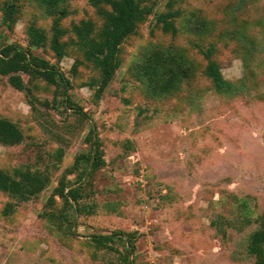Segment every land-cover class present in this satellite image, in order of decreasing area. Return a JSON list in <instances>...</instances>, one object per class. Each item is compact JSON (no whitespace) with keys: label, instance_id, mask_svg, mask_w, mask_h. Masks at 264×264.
<instances>
[{"label":"rangeland","instance_id":"374dc122","mask_svg":"<svg viewBox=\"0 0 264 264\" xmlns=\"http://www.w3.org/2000/svg\"><path fill=\"white\" fill-rule=\"evenodd\" d=\"M143 1L156 13L169 3L182 9L178 33H165L149 16L123 42L122 65L101 99L92 65L78 64L73 73L84 60L73 44L62 60L49 48L34 50L70 79L67 90L27 75V89L18 90L0 75V116L25 134L18 145L0 143V168L51 174L50 185L10 215L3 210L12 198L0 191V264H122L93 241L119 231L135 234L133 264H255L246 244L264 214V0ZM9 4L18 8L12 26L4 21ZM63 6L66 28L82 19L102 24L91 0ZM53 17L37 0H0V41L27 47L28 25L50 31ZM210 46L225 78L245 79L242 94L218 92L205 75L199 50ZM166 47L184 53L192 77L156 96L137 67L146 53ZM92 129L105 165L82 185L83 209L76 211L53 193L62 178L77 177L71 168L89 151Z\"/></svg>","mask_w":264,"mask_h":264},{"label":"trees","instance_id":"16d2710c","mask_svg":"<svg viewBox=\"0 0 264 264\" xmlns=\"http://www.w3.org/2000/svg\"><path fill=\"white\" fill-rule=\"evenodd\" d=\"M66 0H37V2L50 10L54 15L50 31L31 23L27 27L28 46L18 43H3L0 41V75L7 76L9 83L18 90H25L29 79L41 78L50 84L62 86L67 90L71 87V81L66 77L56 64L49 59L36 54L35 49L49 48L58 60H62L68 54V47L73 44L82 54L84 60H77L73 66V73L77 71V65L88 63L98 71V78L92 86L95 88V98L99 100L114 80L117 71L122 65L121 46L123 42L135 35L138 27L149 16L155 15L157 24L161 25L165 33L173 35L178 33L176 20L181 17L182 9L173 8L168 4V10L156 13L152 4L143 0H91L97 8L98 15L102 18V24L92 19H82L71 24L70 28L63 26L62 21L68 16L69 10L63 6ZM18 8L9 4L5 8L4 21L12 26L16 22ZM70 34V41L65 36ZM200 53L207 61L204 69L205 75L211 79L215 89L228 96L242 94L247 89L245 79L235 83L225 78L220 65L213 59L215 48L213 46L200 48ZM184 53L173 47L159 50H151L140 60L137 67L138 79L147 87L150 94L161 96L169 95L176 91L181 82L192 77L191 69L187 64ZM68 107L76 106L71 97H66ZM25 134L21 126L7 117L0 116V143L13 146L22 143ZM90 149L83 155V160L77 158L71 169L78 171L74 180L62 178L55 188L53 195L59 196L65 205L76 211L83 209L81 204L82 185L87 183L92 174L105 165L103 150L100 141L92 129L88 136ZM60 152V157L62 156ZM82 163L85 164L83 169ZM51 183L49 170L15 168L8 171L0 168V191L7 193L12 201H9L4 214L14 213L20 202H28L38 196ZM53 219L54 212L47 214ZM69 222V217H64ZM245 224H252L249 216H245ZM72 223V221H70ZM243 226H240L242 229ZM97 248L109 252L118 253L122 264L129 263L130 257L136 248L135 234L123 231L112 234H99L94 236ZM119 245L123 246L121 250ZM247 254L254 258L255 264H264V214L257 219L256 228L250 232L246 244Z\"/></svg>","mask_w":264,"mask_h":264}]
</instances>
